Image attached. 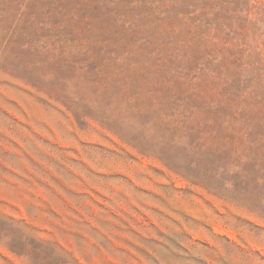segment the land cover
Segmentation results:
<instances>
[{
	"label": "rangeland",
	"instance_id": "obj_1",
	"mask_svg": "<svg viewBox=\"0 0 264 264\" xmlns=\"http://www.w3.org/2000/svg\"><path fill=\"white\" fill-rule=\"evenodd\" d=\"M0 264H264V0H0Z\"/></svg>",
	"mask_w": 264,
	"mask_h": 264
}]
</instances>
